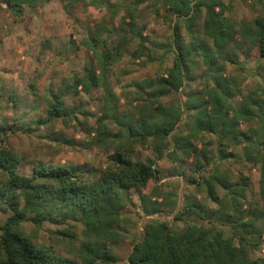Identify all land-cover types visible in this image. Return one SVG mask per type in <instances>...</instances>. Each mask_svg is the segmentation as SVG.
<instances>
[{"label": "trees", "instance_id": "obj_1", "mask_svg": "<svg viewBox=\"0 0 264 264\" xmlns=\"http://www.w3.org/2000/svg\"><path fill=\"white\" fill-rule=\"evenodd\" d=\"M146 1L156 6L159 0H134L132 5L137 7ZM1 2L6 11L20 17L25 6L33 7L35 0ZM162 4L174 18L162 16L171 30L169 41H149L141 30L135 32V18L130 13L123 16V33L112 46L102 38L105 31L111 30L104 23L94 24L81 72L63 81L57 92L50 90L46 117L32 121L38 129L50 121L72 117L75 111L65 105L61 92L77 96L101 89L102 106L92 132L94 142L106 148V166L86 171L78 165H39L33 175H22L17 170L19 158L7 143V136L26 132L27 128L17 126L15 120L11 124L0 121V213L7 214L0 225V264H79L75 259L57 256L51 246L34 242L21 229L24 222L40 226L43 222L64 224L67 220L79 222L83 233L94 239L79 245L80 264L117 263L119 259L109 244L117 236L115 229L122 220V210L131 202L132 190L139 191L150 180H159L156 162L164 155L173 162L191 159L190 170L195 178H188V182L203 187L215 207L206 208L192 199L178 204L175 192L161 193L155 186L149 193L139 194L144 216L174 213V220H183L195 215L209 226L187 224L173 233L165 221L151 218L133 243L126 264H264V253L253 256L255 251L264 250V204H244L247 177L232 180L227 169L222 171L215 164L238 158L252 167L260 166L259 194L264 201V79L243 95L223 76V64L215 66L218 58L234 63L227 49L236 40L246 46L247 55L264 60V13L235 27L224 15L222 0H162ZM109 11L111 17L116 13L114 9ZM202 14L204 37H196L195 21ZM179 22L184 24L188 42ZM135 37L138 44L129 54L131 61L154 62L152 54L156 51L160 52L156 58L159 65L169 52L173 53V61L154 76L134 81L132 86L143 94L142 100L131 110L120 111L112 91L113 65L121 61L122 48ZM69 41L77 50L74 40ZM190 57L203 61L202 77L212 83L191 94L188 103L165 104L163 99L182 91L191 78L187 69ZM236 97L239 102L233 106L231 100ZM16 98L9 95L8 101L15 105ZM81 113L88 115L84 110ZM254 120L259 123L258 129L243 127ZM106 121L114 122L115 134L107 131ZM205 136L214 140L205 141ZM60 137L62 143H73L63 134ZM150 143L154 157L140 160L133 156L134 144ZM214 222L221 226L216 228Z\"/></svg>", "mask_w": 264, "mask_h": 264}, {"label": "rangeland", "instance_id": "obj_2", "mask_svg": "<svg viewBox=\"0 0 264 264\" xmlns=\"http://www.w3.org/2000/svg\"><path fill=\"white\" fill-rule=\"evenodd\" d=\"M133 1L35 0L33 7L25 6L20 17L3 10V4L0 2V96H3L0 97V121L11 124L15 120L18 122L17 126L27 128L26 132L17 131L7 136V143L19 158L17 170L20 174L33 175L35 168L39 165H78L86 171L100 169L107 165L106 148L94 142L92 132L102 106L101 89H93L87 94L80 92L77 96L61 92L65 105L73 108L75 114L65 121H50L45 126H39L38 129H34L32 121L39 117H46V99L49 97V91L57 92L63 81L70 80L74 72H81L88 51L84 42L93 33L94 24L104 23L106 28L111 30L105 31L102 38L112 46L118 42L123 33L121 29L123 16L130 13L135 18V32L141 30L149 41H169L171 30L162 16L165 15L168 18L173 16L165 9L162 0H159L156 6L146 1L137 7L132 5ZM222 1L224 15L235 24V27L250 22L258 14L264 13V0ZM156 8L158 14L155 13ZM111 9L116 10L113 17L110 15ZM202 23L203 14L195 21L193 30L196 37H204ZM179 26L185 42H188L184 24L179 22ZM70 38L78 46L77 50L73 49ZM137 44L138 37L127 42L121 50L123 55L121 61L113 65L112 91L119 101L120 111L131 110L136 102L142 100L143 94L136 92L132 86L134 81L154 76L163 67L172 65L173 53L171 52L165 55L163 65H159L156 60L160 54L159 51L152 54L155 58L154 62L147 63L144 59L131 61L129 54L137 48ZM227 51L234 63L218 58L215 66L223 64V76L228 77L230 83L235 84L243 95H247L264 79V60L247 55L246 46L237 40L230 44ZM187 67L191 78L187 80L182 91L164 98L165 104L188 103L186 100L193 97L191 94L212 83L202 77L204 64L201 59L190 57L187 59ZM9 95L18 98L17 104L14 105L12 101H8ZM195 100L196 98L193 99ZM238 102V97L231 100L233 106H237ZM83 110L87 111L88 115L81 113ZM105 124L110 133L117 132L114 122L106 121ZM246 126L258 129L259 123L254 120L243 127ZM60 134L72 140L73 143L59 141ZM205 137V141L207 138L214 140L212 136ZM114 140L120 141L118 138ZM132 147L135 158L146 160L154 157L155 152L151 143L134 144ZM191 164V159L183 163L173 162L164 155L156 162L159 180H150L145 188L131 191V202H128L122 210V220L115 229L117 236L109 244L119 259L115 264H126L127 255L133 243L140 238L142 227L151 218L165 221L173 233L180 232L187 224L209 226L206 220H201L195 215L185 217L183 220H174V213L146 217L141 210L139 194H147L155 186L161 193L175 192L178 204L192 199L206 208L215 207L206 197L203 187H197L188 182V178H195V174L190 170ZM215 164L222 171L227 169L232 180L240 181L239 177H247V191L245 199L242 200L244 204H253L256 201L260 206L264 204L259 194L260 166L252 167L238 158L232 159L229 163L215 162ZM6 218L7 214L0 213V225ZM212 224L216 228L221 226L216 222ZM223 228L226 233L229 232L228 227ZM21 229L34 242L51 246L57 256L75 259L79 264L80 260L77 257L79 245L82 241L93 242L94 240L92 236L83 233V227L79 222L72 220H67L64 224L43 222L40 226L32 222H24L21 224ZM263 253V249L257 250L253 256L261 257Z\"/></svg>", "mask_w": 264, "mask_h": 264}, {"label": "crops", "instance_id": "obj_3", "mask_svg": "<svg viewBox=\"0 0 264 264\" xmlns=\"http://www.w3.org/2000/svg\"><path fill=\"white\" fill-rule=\"evenodd\" d=\"M0 2H1V0H0ZM2 3V2H1ZM3 10H5L6 11V8H5V6H4V4H3ZM6 12H8V11H6ZM9 14H11L10 12H8ZM12 15V14H11ZM122 34V33H121ZM86 42H87V40H85V42H84V44L86 45Z\"/></svg>", "mask_w": 264, "mask_h": 264}]
</instances>
